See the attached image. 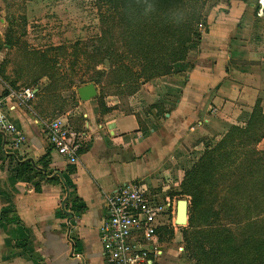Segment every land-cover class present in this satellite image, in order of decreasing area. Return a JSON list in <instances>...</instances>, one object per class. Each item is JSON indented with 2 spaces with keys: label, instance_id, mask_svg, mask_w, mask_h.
I'll use <instances>...</instances> for the list:
<instances>
[{
  "label": "crops",
  "instance_id": "crops-1",
  "mask_svg": "<svg viewBox=\"0 0 264 264\" xmlns=\"http://www.w3.org/2000/svg\"><path fill=\"white\" fill-rule=\"evenodd\" d=\"M203 1L205 23L185 78L141 83L124 109L104 98L109 111L101 114L94 97L59 114L82 135L73 162L50 145L36 104H17L0 82L4 110L23 135L14 148L12 136L0 133V264H107L99 229L110 194L141 181L171 203L173 218L184 172L226 128L244 125L256 101L264 113L258 0ZM173 226L169 217L161 227ZM158 245L148 264H184L159 231Z\"/></svg>",
  "mask_w": 264,
  "mask_h": 264
},
{
  "label": "trees",
  "instance_id": "trees-1",
  "mask_svg": "<svg viewBox=\"0 0 264 264\" xmlns=\"http://www.w3.org/2000/svg\"><path fill=\"white\" fill-rule=\"evenodd\" d=\"M94 1L103 2L107 6L104 13L108 15L100 13L99 20L104 24L101 33L81 49L92 67L108 59L112 82L126 88V94L134 93L143 82L171 73V65L183 73L187 52L200 36L196 26L205 23L203 0ZM10 43L6 35L0 49ZM27 54L38 62L39 76H47L51 84H56L55 59L47 58L45 52L32 50ZM103 75V70L97 71L78 86L89 82L95 85ZM33 88L40 92L39 86ZM103 97L100 93L95 96L101 114L109 111ZM262 136L264 113L256 101L244 125L229 126L184 172L180 194L188 197V218L182 235L193 264H264V176L255 182L260 197L251 183L239 180L222 183L223 174L230 175L238 169L235 145L256 142ZM263 159L264 156L260 158ZM253 191L256 197L249 196ZM226 214L231 217L243 214L235 221L246 230L243 237H236L222 222ZM157 231L162 238L167 229L160 227Z\"/></svg>",
  "mask_w": 264,
  "mask_h": 264
},
{
  "label": "rangeland",
  "instance_id": "rangeland-1",
  "mask_svg": "<svg viewBox=\"0 0 264 264\" xmlns=\"http://www.w3.org/2000/svg\"><path fill=\"white\" fill-rule=\"evenodd\" d=\"M106 7L103 2L94 0H0V44L6 35L11 41L10 45L2 46L0 49V82L3 83L4 91L16 94L22 89L39 86L41 88L37 95L39 100L33 96L26 104L30 107L36 104L37 109L43 113L42 121L46 123L60 113L73 112V102L78 99L76 88L79 82L88 80L95 76L97 71L103 70L104 75L95 84L97 94H102L103 100L105 98L111 102L115 101L117 106L124 109L127 96L131 94H126L128 92L126 88L121 89L112 82L109 60L99 61L96 67H92L91 61L87 60L81 51L84 43L88 44L90 39L101 33L104 24L99 17ZM106 14L108 15L105 12L104 15ZM114 28L118 29L117 26ZM202 28L203 24L196 26L197 30ZM32 50L45 52L47 58L55 59L56 84H51L47 76H39L38 62L27 54ZM185 64L183 73L177 72L176 66L171 65L172 72L161 77L171 79L175 75H180L185 78L189 68V65ZM154 79L156 78L149 81ZM131 84H127L129 88ZM63 96L64 102L61 101ZM236 142L235 139L234 145ZM234 151L238 169L230 175L223 174L222 183L227 185L230 181L236 180L251 183L256 189V196L260 197L255 182L264 176V159L260 160L264 154H259L264 153V136L249 144L238 143ZM180 192L178 185L177 191L174 192L176 200L188 201V197L181 195ZM243 193L246 195V191ZM254 194L253 191L249 196H255ZM242 217L243 214L238 217L227 215L222 221L239 238L244 236L246 230L235 221ZM173 225L171 232L168 229L163 233L161 239L164 246L175 250L176 255L183 257L184 264H193L184 248L182 232L187 225H177L174 222Z\"/></svg>",
  "mask_w": 264,
  "mask_h": 264
},
{
  "label": "built area",
  "instance_id": "built-area-1",
  "mask_svg": "<svg viewBox=\"0 0 264 264\" xmlns=\"http://www.w3.org/2000/svg\"><path fill=\"white\" fill-rule=\"evenodd\" d=\"M259 12H264L258 0ZM10 95L21 105L34 96L31 88ZM50 145L68 161L76 160L82 135L68 121L67 113L45 123ZM0 133L12 136L13 147L23 140L21 131L9 119L0 98ZM172 205L167 200L150 193L141 181L121 184L106 199V218L99 229L102 254L107 264H148L151 254H159L157 229L171 218Z\"/></svg>",
  "mask_w": 264,
  "mask_h": 264
},
{
  "label": "water",
  "instance_id": "water-1",
  "mask_svg": "<svg viewBox=\"0 0 264 264\" xmlns=\"http://www.w3.org/2000/svg\"><path fill=\"white\" fill-rule=\"evenodd\" d=\"M76 95L80 101H86L94 98L97 95V90L94 83L89 82L80 85L76 88ZM188 218V201L186 199H179L176 202V212L173 222L177 225H187Z\"/></svg>",
  "mask_w": 264,
  "mask_h": 264
},
{
  "label": "bare ground",
  "instance_id": "bare-ground-1",
  "mask_svg": "<svg viewBox=\"0 0 264 264\" xmlns=\"http://www.w3.org/2000/svg\"><path fill=\"white\" fill-rule=\"evenodd\" d=\"M261 2H262V5H263V7H264V0H261ZM175 212H176V208H175Z\"/></svg>",
  "mask_w": 264,
  "mask_h": 264
}]
</instances>
